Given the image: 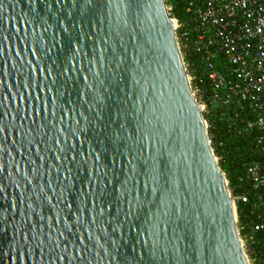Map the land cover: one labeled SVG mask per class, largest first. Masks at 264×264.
<instances>
[{
    "label": "water",
    "instance_id": "1",
    "mask_svg": "<svg viewBox=\"0 0 264 264\" xmlns=\"http://www.w3.org/2000/svg\"><path fill=\"white\" fill-rule=\"evenodd\" d=\"M163 0H0V264H247Z\"/></svg>",
    "mask_w": 264,
    "mask_h": 264
},
{
    "label": "built area",
    "instance_id": "2",
    "mask_svg": "<svg viewBox=\"0 0 264 264\" xmlns=\"http://www.w3.org/2000/svg\"><path fill=\"white\" fill-rule=\"evenodd\" d=\"M184 12L186 29L172 20L174 39L201 113L216 108L220 113L229 109L246 115L243 130L250 139L251 158L244 165V178L251 209L262 214L260 222L239 236L246 251L264 228V0H187ZM205 126L207 135L206 122ZM207 140L210 145L209 136ZM233 201L247 203L248 197L238 195ZM236 227L239 231L237 220Z\"/></svg>",
    "mask_w": 264,
    "mask_h": 264
},
{
    "label": "trees",
    "instance_id": "3",
    "mask_svg": "<svg viewBox=\"0 0 264 264\" xmlns=\"http://www.w3.org/2000/svg\"><path fill=\"white\" fill-rule=\"evenodd\" d=\"M187 0H170L169 16L186 29L184 8ZM195 67L193 59L189 60ZM235 114V115H234ZM207 136L211 139L213 155L218 158L217 165L222 171L231 197L246 195L247 203L236 202V220L240 226L239 235L244 236L250 224L260 222V209H251V193L244 178V165L250 161V139L243 130L246 115L242 112L226 109L221 112L209 108L207 114ZM259 215V216H258ZM259 218V219H258ZM252 264H264V228L254 235V243L246 249Z\"/></svg>",
    "mask_w": 264,
    "mask_h": 264
},
{
    "label": "rangeland",
    "instance_id": "4",
    "mask_svg": "<svg viewBox=\"0 0 264 264\" xmlns=\"http://www.w3.org/2000/svg\"><path fill=\"white\" fill-rule=\"evenodd\" d=\"M163 2H164V5H165V8H166V11H167V13H168V15H169V11H170V9H171V6H170V0H163ZM170 17V16H169ZM170 19L171 20H175L174 18H171L170 17ZM176 21V20H175ZM178 22V21H177ZM179 23V22H178ZM179 54H180V52H179ZM180 57H181V59H182V55H180ZM201 116H202V118H203V120L207 123V118L205 117V115L203 114V113H201ZM210 147H211V143H210ZM212 150V149H211ZM213 153V152H212ZM213 157L215 158V162L217 163L218 162V158L215 156V155H213ZM226 181V180H225ZM226 183H227V181H226ZM230 194V193H229ZM230 198L232 199V197L230 196ZM232 204H233V207H234V210H235V218L237 217V215H236V203L233 201L232 202ZM235 227H236V222H235ZM237 228V227H236ZM236 232H237V236L239 237L240 235H239V231H238V228L236 229ZM239 239L241 240V247H242V251H243V254H244V256H245V259H246V262H247V264H252L251 263V260H250V257L248 256V254L246 253V251H245V244H244V242L242 241V238H240L239 237Z\"/></svg>",
    "mask_w": 264,
    "mask_h": 264
}]
</instances>
